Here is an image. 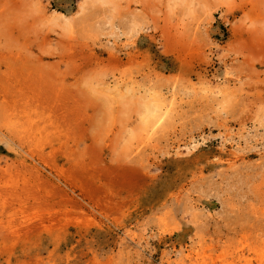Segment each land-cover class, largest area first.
Instances as JSON below:
<instances>
[{
    "label": "rangeland",
    "instance_id": "obj_1",
    "mask_svg": "<svg viewBox=\"0 0 264 264\" xmlns=\"http://www.w3.org/2000/svg\"><path fill=\"white\" fill-rule=\"evenodd\" d=\"M0 264H264V0H0Z\"/></svg>",
    "mask_w": 264,
    "mask_h": 264
},
{
    "label": "bare ground",
    "instance_id": "obj_2",
    "mask_svg": "<svg viewBox=\"0 0 264 264\" xmlns=\"http://www.w3.org/2000/svg\"><path fill=\"white\" fill-rule=\"evenodd\" d=\"M148 104H149V103H148ZM155 105H156V104H155ZM155 105H154V106H155ZM146 107H147V105H145V108H146ZM150 107H151V110H153V109H154V107H153V108H152V106H150ZM147 108H148V107H147ZM156 109H157V107H156ZM145 110H146V109H145ZM153 111H154V110H153ZM149 112H152V111H150V108H149V111H148V113H149Z\"/></svg>",
    "mask_w": 264,
    "mask_h": 264
}]
</instances>
